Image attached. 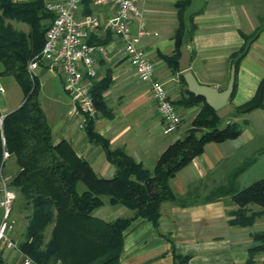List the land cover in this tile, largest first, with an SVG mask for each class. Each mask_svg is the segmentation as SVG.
I'll return each instance as SVG.
<instances>
[{
  "label": "crops",
  "instance_id": "1",
  "mask_svg": "<svg viewBox=\"0 0 264 264\" xmlns=\"http://www.w3.org/2000/svg\"><path fill=\"white\" fill-rule=\"evenodd\" d=\"M136 3L151 32L140 45L155 66V79L167 88L181 115V123L175 132L163 134V123L151 87L137 78L121 37L101 29V34L92 33L90 42L105 46L109 55L97 61L95 84L107 78L111 84L103 94L105 110H97L93 125L99 135L109 140L113 150H124L149 171H153L157 160L170 145L186 136L200 112V106L185 103L189 90L182 81L184 73L189 70L201 84L223 91L228 85L231 69L235 67L232 54L243 47L246 38H255L236 70L234 95L228 105L218 111L220 116L223 110L229 113L226 124H240V137L223 143H208L201 155L177 173L171 181L175 194L197 202L184 207L172 202L163 203L158 227L147 219L136 218L123 233L121 264H176L175 256L189 258L188 264H263V254L250 252L255 245L254 235L264 230L261 208L249 205L240 209L232 201L231 194L204 200L216 191L221 193V188L228 186L236 174L233 193L238 192L237 183L254 184L263 176L264 107L241 113H237V108L256 96L264 80V0H136ZM116 11L117 7L97 5L94 0H87L82 8L84 15H92L100 23H106ZM181 23L186 24L188 30L191 25L196 27L192 40L186 41L191 56L186 70L180 68V59L178 68L164 59L176 53V36ZM132 29L137 30L136 23ZM55 77H59L64 90L57 73L38 72L42 90L49 83L54 93L49 113L43 109L55 140L69 141L98 176L113 178L116 166L108 161L103 148L91 144L86 131L80 130L78 122L68 116L70 99L65 90L67 99L57 93ZM0 88L4 89L1 84ZM5 92V89L4 93L0 91L3 95ZM20 106L1 107L0 114L4 116ZM227 163H231V169L224 172L222 169ZM16 172L14 159L9 158L5 165V181L10 182ZM111 206L127 209L121 205ZM123 211V218L134 215L128 209ZM238 211L252 218V224L234 223ZM3 214L0 206V225ZM99 218L115 220L108 213ZM13 220L14 227L8 235L19 243L27 220L20 232L15 231L18 219L13 216ZM0 256L5 264H24L26 257L20 250L8 249L1 244Z\"/></svg>",
  "mask_w": 264,
  "mask_h": 264
},
{
  "label": "trees",
  "instance_id": "2",
  "mask_svg": "<svg viewBox=\"0 0 264 264\" xmlns=\"http://www.w3.org/2000/svg\"><path fill=\"white\" fill-rule=\"evenodd\" d=\"M0 11V63L3 66L0 74L14 77L24 94L21 106L4 115L0 127V178H5L6 161L14 159L17 172L7 186L16 194L18 209L25 213L27 220L18 248L36 264H121L124 231L139 217L158 227L165 202L182 207L196 203V200L177 196L171 187L172 179L201 155L208 143H223L240 137L241 126L236 122L224 125L223 118L204 97L188 92L186 105H200V112L186 136L170 145L153 171H149L124 150H113L109 140L94 130V120H90L85 130L89 142L102 147L108 161L117 168L113 178L100 177L69 141L55 140L41 105L40 80L38 77L33 80L28 73V64L42 51L49 22L53 19L44 0H0ZM6 19L28 25L29 33L9 26ZM195 31L194 25L188 30L187 25L181 23L176 36V53L164 59L178 68L181 47L192 40ZM254 38H246L243 47L232 54L236 70ZM182 81L186 83L183 76ZM110 84L107 78L92 89L98 112L105 110L103 94ZM263 107L264 80L256 96L237 108V113ZM5 153H8L7 158ZM236 176L230 179L228 186L221 188V193L216 191L204 201H211L220 194H231L232 201L240 209L256 205L264 217V178L233 193ZM81 186L84 187L82 191ZM104 197H108L111 205L124 206L134 215L112 221L97 217L94 212L104 206ZM234 223L252 224V218L238 211ZM254 241L250 252L264 256V230L254 235ZM188 261L187 257L175 256L176 264H188ZM0 264H5L1 256Z\"/></svg>",
  "mask_w": 264,
  "mask_h": 264
},
{
  "label": "built area",
  "instance_id": "3",
  "mask_svg": "<svg viewBox=\"0 0 264 264\" xmlns=\"http://www.w3.org/2000/svg\"><path fill=\"white\" fill-rule=\"evenodd\" d=\"M87 0H45L46 10L53 15L46 31V41L42 51L28 64V73L34 80L38 71L57 73L70 103L68 116L78 122L85 131L90 120L97 115L92 89L98 78L97 61L109 53L105 46L90 43L92 33L111 31L120 36L125 44V54L133 65L137 78L151 87L153 99L163 123V134L175 132L181 123V115L174 105L165 85L155 79V66L141 47L143 38L151 34L143 11L136 0H94L97 5L117 7L116 13L106 22L92 15H84L82 8ZM133 23L137 30L133 31ZM4 93V89L0 88ZM1 109V106H0ZM3 115L0 116V127ZM8 153H5V158ZM16 194L11 191L4 178H0V206L3 220L0 225V244L8 249L19 250L8 233L14 227L11 218ZM24 264H36L25 257Z\"/></svg>",
  "mask_w": 264,
  "mask_h": 264
},
{
  "label": "rangeland",
  "instance_id": "4",
  "mask_svg": "<svg viewBox=\"0 0 264 264\" xmlns=\"http://www.w3.org/2000/svg\"><path fill=\"white\" fill-rule=\"evenodd\" d=\"M0 13H1V11H0ZM6 23L16 30L23 31L25 33H29V31H30L28 25H25L23 23H20V22L14 21V20L6 19ZM2 70H3V66L0 63V73L2 72ZM38 72H40V71H38ZM58 78L56 79V77H55V79H53L56 82L57 89H59L56 91H57V93H60V95L63 96V98L67 99V96L65 95V92L62 89L60 79H58ZM43 82H44V79H43ZM44 83H46V82H44ZM0 84L6 90L4 95L0 93V105L2 108H5V106H8V105L10 107H16L17 105H21L23 103L24 94H23L20 86L18 85V83L14 79V77L2 76L0 74ZM49 86L50 85L48 83L47 86H45L43 88L41 98H40L42 107L46 110L47 113H49L50 104H52L51 98H52V93H53L52 88H50ZM198 106H200V105H198ZM228 114L229 113L225 110L221 111V116H222V118L225 119V120L223 119L224 125H226L225 121L228 119L227 118ZM229 168L231 169V163L225 164L222 171L226 172L228 170V172H229L230 171ZM261 175H263V176H261V178H259V179L264 178V170H262ZM224 180H226V182H229L228 181L229 179L227 180V178H225ZM250 185H252V184H247L244 181H241V182L237 183V185H235V187H236L237 191H241V190L249 187ZM82 190H84L83 186L80 187V191H82ZM103 200L105 202V205L94 212V214L97 217L102 216L103 213H108L112 217V219L124 217L125 213H123L124 212L123 210H127V209H124L123 207H120V206H111L108 203V197H104ZM13 216H14V218H17L18 222H19L17 224V226L15 227V231L17 230L20 232L21 226H23V224H25V222H26L25 221V213L19 211L18 203L16 201L13 205V212H12V216H11L12 219H13Z\"/></svg>",
  "mask_w": 264,
  "mask_h": 264
},
{
  "label": "water",
  "instance_id": "5",
  "mask_svg": "<svg viewBox=\"0 0 264 264\" xmlns=\"http://www.w3.org/2000/svg\"><path fill=\"white\" fill-rule=\"evenodd\" d=\"M190 60L191 56L188 51L187 43L185 42L181 47L180 68L183 70L188 69ZM235 76L236 69L233 66L226 89L220 91L215 87L201 84L194 73L189 70H187L183 75L189 92L197 97H204L206 103L217 112L224 109L228 105L234 91Z\"/></svg>",
  "mask_w": 264,
  "mask_h": 264
}]
</instances>
